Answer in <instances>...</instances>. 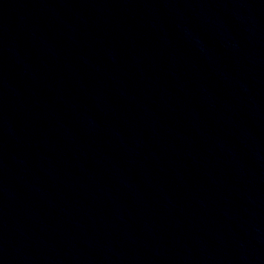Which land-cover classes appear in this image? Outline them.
I'll return each mask as SVG.
<instances>
[{
  "label": "water",
  "instance_id": "95a60500",
  "mask_svg": "<svg viewBox=\"0 0 264 264\" xmlns=\"http://www.w3.org/2000/svg\"><path fill=\"white\" fill-rule=\"evenodd\" d=\"M0 264H264V0H0Z\"/></svg>",
  "mask_w": 264,
  "mask_h": 264
}]
</instances>
